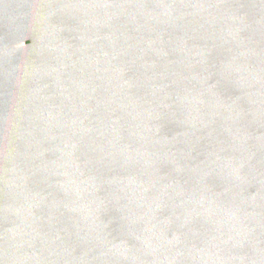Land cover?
Masks as SVG:
<instances>
[{"label": "water", "instance_id": "95a60500", "mask_svg": "<svg viewBox=\"0 0 264 264\" xmlns=\"http://www.w3.org/2000/svg\"><path fill=\"white\" fill-rule=\"evenodd\" d=\"M0 264H264V0H0Z\"/></svg>", "mask_w": 264, "mask_h": 264}, {"label": "rangeland", "instance_id": "374dc122", "mask_svg": "<svg viewBox=\"0 0 264 264\" xmlns=\"http://www.w3.org/2000/svg\"><path fill=\"white\" fill-rule=\"evenodd\" d=\"M27 44H29V41L26 40V41H23L19 46H23V45H27Z\"/></svg>", "mask_w": 264, "mask_h": 264}]
</instances>
